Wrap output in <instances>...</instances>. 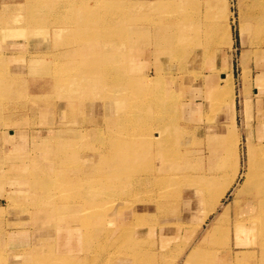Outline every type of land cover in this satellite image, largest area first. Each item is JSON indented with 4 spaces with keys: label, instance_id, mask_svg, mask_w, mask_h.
I'll list each match as a JSON object with an SVG mask.
<instances>
[{
    "label": "rangeland",
    "instance_id": "obj_1",
    "mask_svg": "<svg viewBox=\"0 0 264 264\" xmlns=\"http://www.w3.org/2000/svg\"><path fill=\"white\" fill-rule=\"evenodd\" d=\"M152 1H104L93 27L94 0H0V264H185L192 250V264H264V219L234 220L264 101V0ZM223 73L233 98L208 104L205 79ZM228 127L241 168L212 147Z\"/></svg>",
    "mask_w": 264,
    "mask_h": 264
},
{
    "label": "bare ground",
    "instance_id": "obj_2",
    "mask_svg": "<svg viewBox=\"0 0 264 264\" xmlns=\"http://www.w3.org/2000/svg\"><path fill=\"white\" fill-rule=\"evenodd\" d=\"M104 1L107 3V5H109L108 2H112L114 0H94L93 5L90 6V9H87V5L88 4L83 5V8H84L83 9V13H85V14L88 13L89 15L91 14L94 17L95 23L92 22L94 24L93 27L100 26L99 24L103 23L104 19L106 18L105 14L102 13L103 11L99 10V6L101 7V4H105ZM163 1L164 0H154V1H152L153 3H150V4H154L155 6L156 5L160 6V5H162L164 3ZM95 2L97 3V5L95 4ZM90 3H91V1H90ZM107 5H105V6H107ZM172 5H174V4H172ZM41 6H43V5H41ZM102 6H104V5H102ZM32 7H33V5H32ZM68 10H69V8H68ZM69 13H71V12H69ZM141 14H142V12H141ZM142 16H143V14H142ZM121 19H122V17H121ZM156 23H157V20H156ZM157 27L158 28L157 29L155 28L156 31L153 34H151V32H150L151 31L150 28H147V29L143 30V32H145L144 33V35H145L144 38H145L146 42H148L151 37H152V40H153L154 36H155L156 39H157L158 36H160V39L162 38V36L160 34V29H161L162 26L160 25V26H157ZM214 30H216V27L214 28ZM165 38L168 39L167 36ZM209 38L213 39L212 37H209ZM112 44H114V42H112ZM123 45H125V44L123 43ZM149 45H150V43H149ZM108 46L105 47V50L101 51V53H102L101 55L104 56V57H106L107 55H110V53H108V52H113V50H108V49H110V48H108ZM65 70L66 69L63 70L64 73H65ZM257 71L262 73L261 77H262L263 83H264V72H263V70L258 68ZM81 72L84 73V74L81 73L82 75H86V76H88V75H90L92 73V71H91V73H89L90 70L85 71V69L84 70L82 69ZM251 74L252 73H251L250 68H248L246 66L242 67L241 79H242L244 87H247V85H249L251 78H254L253 75H251ZM208 78H209V76H207V78L205 79V84L208 82L209 91H210V93L208 92L209 93V98L207 99V103L208 104L211 101H217L218 99H222L223 96H225V95L230 96V99L232 100V98H233V96H232V94H233V92H232L233 78H232V76L229 73H227V76H225L224 73L220 74L221 82H219V80L218 81L217 80L216 81L211 80L212 75H210V80H208ZM256 94L259 95V96H262L264 94V91H262L260 89H257L256 90ZM258 102H259V109L257 111V114L254 116V120H256L255 123L259 124L256 127V129L258 130V131H256V135L258 137L256 143L253 140V135H255L254 134L255 132L252 134L251 131H250V130H252L251 128H247L246 129V136L247 135L248 136L252 135V137H247L246 140H245L248 161L246 163L247 167H246V171L244 173V179H243L242 185H241V187L239 189H237V190H239L238 192L241 191L242 194L244 193V195L242 197V203L240 204L239 211H235L234 212L235 213L234 220L236 221L235 222V228L237 230L240 227L242 228L243 226H246V225L247 226L249 225L251 227L252 224H254V220L256 218H258V217H261L262 219H264V180H263V175H264V123H263V121H264V119H263V117H264V104L263 103H264V101L262 99H258ZM190 103L192 104L193 107H195V105L198 104L199 102H197L195 99H191ZM219 104H221V103H219ZM213 105H215V104H212V107H213ZM233 117H234V114H233ZM205 125H206V129L207 130H211V129H213L215 127L216 124H214L213 122H207V123H205ZM160 130L163 132L162 128H160ZM234 131H235V129L233 130L230 127H228L227 129H225V131L222 134H219V136L217 137V140L213 142L215 145L212 146V147H214L215 149L217 148L218 151H219V162H218V164L220 165V167L221 166H223V167L225 166V167L228 168V166L231 165V163L235 162L241 168V165H240V149H239L240 138H239L238 135H236V132H234ZM221 169H222V167H221ZM239 172H240V170H238V167H236L234 169V173L232 174L231 178L228 180L226 185H230V184L232 185V183L234 182V180H235V178H236V176H237V174ZM228 187L229 186H226L225 190H227ZM237 200L238 199H235V201H237ZM215 205H217V204L214 202L213 206H215ZM214 208L215 207H211L210 211H212ZM225 211L226 210L224 208L223 212H225ZM254 211L255 212L257 211V213H255ZM67 212H69V211H67ZM69 214H70V212H69ZM64 215H65V213H64ZM139 215H141V213H139ZM129 232H131V231H129L127 228H122L121 227L118 235L116 236L117 237L116 239L117 240L118 239L119 240L120 239H124L126 236H129V234H130ZM240 244L241 243H237L238 246H241ZM241 247H243V248L248 247L249 248V246H241ZM195 251H197V250H192L186 255L185 264H192V262H190V261L193 258V256L199 255V252H195ZM240 252H243V251H240ZM238 254L240 255L241 253H238ZM202 256H204V255H202ZM237 262H239V261L237 260Z\"/></svg>",
    "mask_w": 264,
    "mask_h": 264
}]
</instances>
